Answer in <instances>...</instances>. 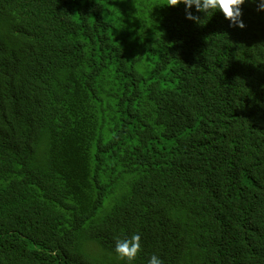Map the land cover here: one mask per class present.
I'll list each match as a JSON object with an SVG mask.
<instances>
[{
  "label": "trees",
  "instance_id": "1",
  "mask_svg": "<svg viewBox=\"0 0 264 264\" xmlns=\"http://www.w3.org/2000/svg\"><path fill=\"white\" fill-rule=\"evenodd\" d=\"M259 2L0 0V264H264Z\"/></svg>",
  "mask_w": 264,
  "mask_h": 264
},
{
  "label": "clouds",
  "instance_id": "2",
  "mask_svg": "<svg viewBox=\"0 0 264 264\" xmlns=\"http://www.w3.org/2000/svg\"><path fill=\"white\" fill-rule=\"evenodd\" d=\"M256 3L257 0H252ZM180 4L186 5V18L195 21L197 24H201V18L192 14L191 9L195 5L196 11L204 13L205 17L209 13H215L220 11L223 13L225 19L230 21V26H236L241 29L245 27L241 16V6L245 4V0H167L166 5L168 7H176ZM258 11L264 10V0H260L257 7ZM172 138H165L158 135V138L154 141L155 145L164 150H169L173 145ZM141 237L139 234H133L130 238L116 239L115 252L119 259L125 260L128 264H132L141 251ZM148 264H163V261L156 255H152Z\"/></svg>",
  "mask_w": 264,
  "mask_h": 264
}]
</instances>
